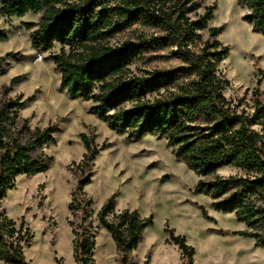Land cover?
<instances>
[{
	"label": "trees",
	"instance_id": "obj_1",
	"mask_svg": "<svg viewBox=\"0 0 264 264\" xmlns=\"http://www.w3.org/2000/svg\"><path fill=\"white\" fill-rule=\"evenodd\" d=\"M236 2L247 11L244 21L264 37V0ZM201 8L199 0H4L0 18L42 13L30 42L43 53L55 44L62 47L60 54L50 56L61 75V88L72 98L93 102V113L120 135L134 140L146 135L165 138L176 157L201 178L196 193L213 199L216 210L234 214L249 230L239 235L254 239L264 249V134L254 129H264V103L254 90L251 114L240 110L243 99L225 95L230 82L219 66L229 48L218 40L225 28L209 26L216 7H207L202 14ZM133 27L142 29L135 41L111 45ZM146 29L153 32L148 34ZM5 40L6 31L0 29V41ZM164 49H169L167 56L152 57L174 58L179 66L143 75L132 71L145 54ZM4 59L0 58V70ZM18 80L21 77L14 78L6 92ZM25 104L18 98L0 109V262L4 264H27L22 244L31 246L34 235L23 222L17 226L6 215L3 201L19 176L44 173L52 162L43 148L52 140L53 129H32L28 119L19 120ZM81 138L86 153L75 170L80 176L68 219L75 264H96L99 227L110 233L124 264V256L138 248L153 220L136 210L115 215L112 196L97 214L98 228L91 220L89 227L75 224L78 214L85 223L93 213L92 200L84 193L91 182L84 168L97 152L85 135ZM222 168L238 173L223 177L218 174ZM167 243L178 247L183 264H195V249L185 237L172 233Z\"/></svg>",
	"mask_w": 264,
	"mask_h": 264
},
{
	"label": "rangeland",
	"instance_id": "obj_2",
	"mask_svg": "<svg viewBox=\"0 0 264 264\" xmlns=\"http://www.w3.org/2000/svg\"><path fill=\"white\" fill-rule=\"evenodd\" d=\"M199 1L201 14L207 7H216L209 26L225 28L218 37L229 48L228 57L219 66L220 73L230 82L225 95L233 100L243 99L240 110L252 114L254 90L260 92L264 103V37L254 33L244 21L247 11L236 0ZM42 15L0 18V29L7 34V40L0 41V58H5L0 70V109L19 98L26 101L19 110V120L28 119L32 129H53L52 140L43 148L52 158L48 171L33 175L38 177L35 181L30 180L33 176H19L2 204L3 211L17 226L23 222L34 235L31 246L22 244L27 264H75L74 237L68 219L72 218L69 205L80 176L75 170L86 153L81 135L97 152L84 168L91 181L84 193L87 200H92L93 213L85 223L78 214L73 219L75 224L89 227L92 221L93 228H98L97 214L112 196L115 215L136 210L143 218L153 220L138 248L124 256V264H183L178 247L167 243L172 233L185 237L195 249V264H264V249L254 239L239 235L247 227L234 214L216 210L213 199L196 193L201 178L176 157L165 138L146 135L134 140L120 135L93 113V102L72 98L61 88V75L50 56L60 54L62 47L55 44L50 52L43 53L30 42ZM27 25L33 27L28 29ZM141 31L133 27L118 35L111 45L135 41ZM168 52L164 49L147 53L131 69L143 75L154 69L176 68L180 63L174 58L152 57L167 56ZM18 77L21 80L6 92ZM19 120L18 127L22 125ZM254 129L264 134L262 126ZM237 173L233 168L218 171L223 177ZM96 239V264H122V255L106 229L99 227ZM108 257L112 259L106 262Z\"/></svg>",
	"mask_w": 264,
	"mask_h": 264
},
{
	"label": "crops",
	"instance_id": "obj_3",
	"mask_svg": "<svg viewBox=\"0 0 264 264\" xmlns=\"http://www.w3.org/2000/svg\"><path fill=\"white\" fill-rule=\"evenodd\" d=\"M110 234V233H109ZM73 236V235H72ZM111 236V235H110ZM98 239V238H97ZM97 239H96V246L98 245V242H97ZM112 239V238H111ZM113 241V240H112ZM113 243H114V241H113ZM72 245H73V243H72ZM114 245H115V243H114ZM115 248H116V245H115ZM72 250H73V248H72ZM117 250V249H116ZM97 252V249H95V253ZM95 257H96V254H95ZM74 258V257H73ZM102 259V258H101ZM100 259V260H101ZM105 259H106V257H105ZM112 258H107V260H105L106 262H109L110 260H111ZM96 262V261H95Z\"/></svg>",
	"mask_w": 264,
	"mask_h": 264
},
{
	"label": "bare ground",
	"instance_id": "obj_4",
	"mask_svg": "<svg viewBox=\"0 0 264 264\" xmlns=\"http://www.w3.org/2000/svg\"><path fill=\"white\" fill-rule=\"evenodd\" d=\"M71 102H72V101H71ZM37 178H38V177L33 176V177L30 178V180H31V181H35Z\"/></svg>",
	"mask_w": 264,
	"mask_h": 264
},
{
	"label": "built area",
	"instance_id": "obj_5",
	"mask_svg": "<svg viewBox=\"0 0 264 264\" xmlns=\"http://www.w3.org/2000/svg\"><path fill=\"white\" fill-rule=\"evenodd\" d=\"M38 59H39V60H42V58H41V57H39Z\"/></svg>",
	"mask_w": 264,
	"mask_h": 264
}]
</instances>
